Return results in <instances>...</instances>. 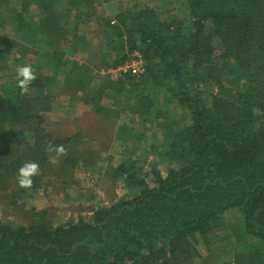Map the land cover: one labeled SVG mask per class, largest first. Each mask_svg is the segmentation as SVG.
I'll return each instance as SVG.
<instances>
[{"label":"trees","instance_id":"trees-1","mask_svg":"<svg viewBox=\"0 0 264 264\" xmlns=\"http://www.w3.org/2000/svg\"><path fill=\"white\" fill-rule=\"evenodd\" d=\"M89 3L0 0V30L11 21L20 33L16 42L0 35V70L16 54L37 77L27 95L16 70L10 90L0 89V197L42 188L66 197L76 172L96 162V154L80 150L79 133L52 137L39 128L56 77L83 106L81 114L110 119L125 111L160 134L116 135L127 157L107 177L121 180L129 197L99 205L86 219L52 223L40 211L28 225L0 223V264H193L231 211L237 218L227 231L237 241L228 245L230 264H264V0H184L178 17L140 3L95 19L106 43L99 52L79 32L94 13L72 11ZM67 51L88 57L78 62ZM132 60L141 61V74L107 73ZM172 109L186 119L174 120ZM48 142L68 149L58 166L48 163ZM29 161L39 163L41 175L21 189L14 181Z\"/></svg>","mask_w":264,"mask_h":264},{"label":"rangeland","instance_id":"rangeland-1","mask_svg":"<svg viewBox=\"0 0 264 264\" xmlns=\"http://www.w3.org/2000/svg\"><path fill=\"white\" fill-rule=\"evenodd\" d=\"M88 1L90 2L89 7H82L80 4V6L78 5L80 7L79 9L77 8L75 10L76 7H74L72 11L76 13L80 12L84 18L94 13L95 16H90V20H86L84 25H81L79 32H84L87 40H89V43L97 52L101 51L102 48L105 50L104 44L106 43L95 21L96 18L113 17L117 12L125 11L128 8L131 9L140 3L142 5L149 3V6L157 10H162V17L166 15L178 17L183 15L184 10V0H117L105 4H102L100 0ZM64 6L68 7L67 5ZM72 13L74 14V12ZM37 17L36 11L32 8L29 19L36 22ZM0 35L14 42L20 39V33L15 30L11 21L1 28ZM8 47L9 51L12 53L14 47L10 45ZM66 53L67 57L71 60H77L78 62H83L88 57L86 54L82 53L75 54L69 51ZM16 57V54H10L7 63L3 67L4 70H0V89H2L3 92L10 90L9 83L11 81V71H17L19 67L29 65L27 62L28 60H22L21 63H18ZM8 71L9 74L7 75ZM101 71L100 74H104L101 73ZM107 73L109 72L107 71ZM109 74L113 78L118 75L115 71ZM224 80L225 78H221L224 86L222 94H228L227 87H229V83H226L227 81L225 82ZM61 82V77L55 78L54 85L50 89L47 98L49 99L47 103L49 105H47V107H50V110L43 112L41 116H39V128L46 134L50 133L52 137L73 136L79 133L81 136L78 142L80 150L86 155L90 152L96 154V156H93L96 162H94V165L92 164L93 166L89 167L87 171L81 170L76 172V179L71 186L72 190L67 191L68 194L66 197L63 196L62 192H57L52 189L43 190L44 188L35 192H30L27 195H20V198L11 197V195L3 198L0 197L1 224L28 225L32 220V215H37L40 211L45 212L47 218L52 223H60L69 219L76 220L79 217L86 219L90 210L97 208L99 205L108 204L112 199L129 197V191L124 187L121 180L113 182L109 179L110 175L108 172L110 168H115L127 157L126 151L122 148L123 144L126 143L117 140L116 135H122V130L124 133L125 130H127L135 134H144L146 138L151 140L152 138H157L160 134L159 130L155 128L154 123L146 122L143 124L140 119L138 120L128 115L125 111L121 112L118 118L111 116L110 119H103L88 112L81 114L82 111H84L83 106L78 103V99L74 97L70 91L61 86ZM204 90L208 92L212 91L214 94L219 92L217 88L210 90V88L206 87ZM106 103L109 105V102ZM184 113L185 112L181 113L180 109L171 110V114L174 117L173 119L178 121L186 119ZM99 141L103 144L102 146L97 145ZM100 151L102 153L99 155ZM90 158H92V156H90ZM100 158H104L105 161L100 163V161H98ZM149 161L157 162L158 166L160 164L157 159H153L151 156L149 157ZM144 162L145 160L140 157V163L143 164L142 167L145 166ZM146 163H148V161H146ZM14 184L16 185L15 181ZM16 187L18 186L16 185ZM231 212L232 213H227L217 222L216 230L213 232L215 239L211 245L208 248L203 245L198 247V256L194 258L193 264H230L232 252L228 245H234V242L237 241L235 239L236 234L229 230L227 231V225L237 218L236 212ZM177 262L178 259L171 261L169 264H177Z\"/></svg>","mask_w":264,"mask_h":264},{"label":"clouds","instance_id":"clouds-1","mask_svg":"<svg viewBox=\"0 0 264 264\" xmlns=\"http://www.w3.org/2000/svg\"><path fill=\"white\" fill-rule=\"evenodd\" d=\"M36 78V74L30 65L18 68L16 80L21 95L29 93L30 86ZM44 151L48 154V163L52 166H58L61 158L67 155V149L62 144L54 145L51 142L45 144ZM40 175L41 168L38 162H26L18 169L17 186L21 189H30L33 186L34 178Z\"/></svg>","mask_w":264,"mask_h":264},{"label":"built area","instance_id":"built-area-1","mask_svg":"<svg viewBox=\"0 0 264 264\" xmlns=\"http://www.w3.org/2000/svg\"><path fill=\"white\" fill-rule=\"evenodd\" d=\"M128 69H131V71L137 75L141 74L142 71H143V68H142V63L140 60H132L126 64H124L123 66H120L116 69H111V70H108L109 73L115 71V72H125L127 71Z\"/></svg>","mask_w":264,"mask_h":264}]
</instances>
